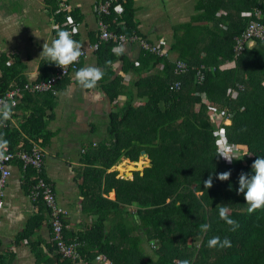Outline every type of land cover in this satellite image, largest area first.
Returning a JSON list of instances; mask_svg holds the SVG:
<instances>
[{
  "label": "trees",
  "instance_id": "16d2710c",
  "mask_svg": "<svg viewBox=\"0 0 264 264\" xmlns=\"http://www.w3.org/2000/svg\"><path fill=\"white\" fill-rule=\"evenodd\" d=\"M45 2L57 38V32L67 30L69 18L73 21L76 14L58 11V0ZM118 5L120 14L115 12ZM256 9L262 11L264 24V0H196L189 21L173 27L168 49L187 64L183 74H176L174 64L166 58L141 50L140 57L130 62L124 55L114 54L115 42H101L95 55L104 72L102 80L107 82L104 90L111 102L121 95L127 98L108 115L107 139L87 149L82 159L86 167L79 186L85 196L92 193L89 197L95 199L98 218L76 238L67 240L64 231L67 242L78 245L80 259L91 262L102 256L110 264H180L182 260L191 264H264V209L249 214L244 195L237 193L239 174H254L252 163L264 157V41L255 40L238 57L233 53L234 37L249 21L241 14ZM135 12L134 0H117L110 14L101 19L117 35L145 37L139 32ZM72 38L78 41L76 34ZM117 61L122 62L123 73H133L130 87L122 86V77H113L112 66ZM56 68L45 59L40 80ZM197 69L204 75L201 84L195 82ZM67 77L58 82L56 91ZM176 82L180 83L178 89ZM13 83L25 81L6 66L0 95ZM54 98L52 93L27 94L23 100L44 99L46 109L52 110ZM214 113L231 123H215ZM45 114L37 109L26 120V124H34L26 132L36 141L51 136ZM218 128L224 130L230 149L244 146L248 156L239 155L231 163L219 156L214 136ZM142 150L151 160L150 167L133 172L132 179L109 172L122 159L137 162ZM229 170L228 181L216 179L218 173ZM26 172L31 179L33 171ZM210 175L213 186L206 189L203 182ZM112 191L113 201L104 197ZM219 204H225L230 217L238 221L236 231H230L219 218ZM125 206L134 207L131 226L118 222L111 229L105 227L106 213H121ZM204 223L211 226L206 233L200 230ZM213 236L228 238L231 247L209 248ZM143 243L150 247V256Z\"/></svg>",
  "mask_w": 264,
  "mask_h": 264
},
{
  "label": "crops",
  "instance_id": "0c3cea01",
  "mask_svg": "<svg viewBox=\"0 0 264 264\" xmlns=\"http://www.w3.org/2000/svg\"><path fill=\"white\" fill-rule=\"evenodd\" d=\"M100 1L67 0L68 7L76 14L73 21L69 18V24L77 29L78 42L87 49L79 69L95 66L102 70L95 51L90 49L100 34L94 13V7ZM195 1L134 0L139 32L146 39L163 41L169 47L173 27L189 21ZM55 28L45 0H0V78L7 66L20 80H40L41 63L45 58L39 56L43 44H51L55 39ZM120 45L125 46L123 55L130 62L140 57L141 48L137 43ZM112 71L113 77H122V86L130 87L135 80L132 72H122L121 61L113 64ZM106 83L101 80L96 89L85 90L77 82L75 73L70 74L54 95L52 110L46 109L44 99H22L13 108L11 119L0 127V133L9 141L10 150H27L30 146L27 150L30 151L37 146L43 151L44 177L53 185L57 203L66 212L67 240L82 234L98 218L95 199L89 197L92 193L85 196L79 186L81 172L86 167L82 159L87 149L107 139L108 115L115 110V105H122L127 98L121 95L116 102H111L104 90ZM98 93L99 99L96 98ZM37 109L46 111V130L51 133L48 140L36 141L26 132L34 128V124H26V120ZM127 164L126 167L133 165ZM10 171L0 210V264H110L102 256L91 262L83 258L73 261L59 257L61 255L54 250L49 212L41 201H32L29 197L32 177L27 179V172L15 162L10 164ZM111 171L116 170L111 168ZM104 197L115 200L113 191ZM125 208L121 213L108 211L105 227L111 229L118 222L131 226L134 207ZM143 249L150 256V247L146 243H143Z\"/></svg>",
  "mask_w": 264,
  "mask_h": 264
},
{
  "label": "built area",
  "instance_id": "2783aa9c",
  "mask_svg": "<svg viewBox=\"0 0 264 264\" xmlns=\"http://www.w3.org/2000/svg\"><path fill=\"white\" fill-rule=\"evenodd\" d=\"M116 1L117 0H102L100 1V3H98V5L94 7V13L98 18L100 34L98 40L90 46V49L96 51L98 50L101 42L108 40H112L117 44V46L123 43H137L140 46L141 50H145L159 58H166L172 61L175 66L174 72L176 74L185 73L188 70L187 64L173 56L168 50L169 47L163 41L153 42L147 40L145 37H141L136 34L128 37L125 35H117L116 33L109 31L107 24L102 21L101 16L109 15L111 5ZM57 6L58 11H70V8L67 5V0H58ZM115 12L120 14L122 12L121 6H116ZM241 15L249 19V21L247 22L246 27L242 31V33L239 36L234 37V57H238L244 51L245 47H247V45L251 46L255 40L264 41V24L262 22V11L256 9L253 12H243ZM68 27L69 28L66 31L69 32H71L74 28L71 24H68ZM86 54L87 49L82 45V55L79 59V62L74 63L73 65L65 69L57 67L45 80L25 82L23 84L13 83L5 93L0 95V100H8L9 102L14 100L15 108L27 94L33 95L52 93L55 95L57 92L55 90V86L58 84V82H60L70 74L76 73L80 62L86 57ZM158 67L162 69L163 65L159 64ZM203 80L204 75L201 69H197L195 74V82L197 84H201ZM174 86L178 89L180 87V83L176 82ZM233 96H236L235 93H233ZM213 115L215 117H218V119H216L215 121V123L217 124L221 123L224 125H229L231 123L229 118H223V116L215 113ZM225 121H229V124H226ZM223 133L224 130L222 128H218V130L214 132L216 143L218 146H221L219 148L220 152L224 148L230 149L224 140ZM218 143L221 145H219ZM230 150L231 152L228 154L234 155L236 158L239 155L240 157L248 156L247 149L244 146H237ZM236 151H239L240 153H238V155L233 154L234 152L236 153ZM6 154L9 158L7 160L0 161V210L4 205L5 189L8 179L11 175L10 164L15 162L20 164V167L24 171H27L29 169L32 170V185L29 189V197L32 201H41L46 206L49 212L52 239L56 247V251L64 259L73 261L80 259L79 253L77 251L78 245L73 242H67V240L65 239L64 231L66 230L67 226L64 223V219L66 217V212L57 203L53 185L44 177L43 151L37 146L32 148L30 151H27L25 149H16L12 151L8 148Z\"/></svg>",
  "mask_w": 264,
  "mask_h": 264
},
{
  "label": "clouds",
  "instance_id": "9594fccd",
  "mask_svg": "<svg viewBox=\"0 0 264 264\" xmlns=\"http://www.w3.org/2000/svg\"><path fill=\"white\" fill-rule=\"evenodd\" d=\"M77 29L74 27L71 32L59 30L57 38L52 40L51 44L44 43L43 50L39 57H44L49 61V64H54L57 67L65 69L74 63L79 62L82 55V45L74 40L73 33ZM126 48L124 45H118L113 49L115 55L125 54ZM110 63V62H109ZM75 77L79 85L85 90L96 89L98 83L104 78V72L95 66L81 67L75 73ZM100 93L97 94L99 99ZM15 101L0 100V127L11 119L13 115ZM9 146V141L4 138V134L0 133V161L7 160L9 157L6 154ZM231 150L224 148L218 154L222 156L228 163L233 159H237L234 155H230ZM238 160V159H237ZM254 174L248 175L241 172L238 177L237 193L244 195V200L249 205V214L257 210L264 209V157H258L251 165ZM231 176V171H224L216 175V179L221 182L228 181ZM204 188L209 189L213 186V177L210 175L204 182ZM219 218L229 225L230 231H236L239 228L238 221L232 219L229 215V208L225 204L217 205ZM211 226L207 223L200 225L202 232H208ZM209 248H229L231 241L228 238L223 240L219 236H213L208 240ZM180 264H191L189 260H182Z\"/></svg>",
  "mask_w": 264,
  "mask_h": 264
},
{
  "label": "rangeland",
  "instance_id": "374dc122",
  "mask_svg": "<svg viewBox=\"0 0 264 264\" xmlns=\"http://www.w3.org/2000/svg\"><path fill=\"white\" fill-rule=\"evenodd\" d=\"M212 117H213V121H216V119H218V117H215L214 115ZM225 123L229 124V121H225ZM219 145H221V144H219ZM218 147L220 148L221 146H218ZM242 151H245V150H242ZM238 153H240V152L236 151V153H233V154L238 155ZM142 160H144V159L138 160L139 165H141ZM126 162H127V159H122L116 166L113 167V169H115L118 172V176H120L121 174H128L129 176H131V175H133V172H135V171L142 172L143 169L136 164L126 167V165H128ZM132 178H133V176H132Z\"/></svg>",
  "mask_w": 264,
  "mask_h": 264
},
{
  "label": "water",
  "instance_id": "95a60500",
  "mask_svg": "<svg viewBox=\"0 0 264 264\" xmlns=\"http://www.w3.org/2000/svg\"><path fill=\"white\" fill-rule=\"evenodd\" d=\"M141 159H144L141 161V165L138 164V161L137 162H130V161H127V163H132L133 165L136 164L138 165L139 167H141L142 169L146 168V167H150L151 166V160L148 158V155L147 153L142 150L140 152V155H139V160ZM132 176H129L128 174H122L121 175V178L122 179H130Z\"/></svg>",
  "mask_w": 264,
  "mask_h": 264
}]
</instances>
